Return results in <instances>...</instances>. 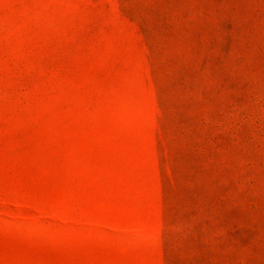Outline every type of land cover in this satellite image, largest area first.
I'll list each match as a JSON object with an SVG mask.
<instances>
[{
    "label": "rangeland",
    "instance_id": "1",
    "mask_svg": "<svg viewBox=\"0 0 264 264\" xmlns=\"http://www.w3.org/2000/svg\"><path fill=\"white\" fill-rule=\"evenodd\" d=\"M0 264H264V0H0Z\"/></svg>",
    "mask_w": 264,
    "mask_h": 264
}]
</instances>
